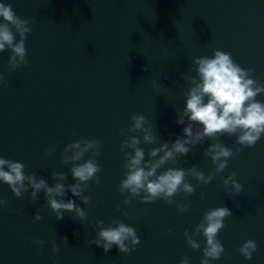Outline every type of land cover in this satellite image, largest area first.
Wrapping results in <instances>:
<instances>
[{
    "label": "water",
    "instance_id": "water-1",
    "mask_svg": "<svg viewBox=\"0 0 264 264\" xmlns=\"http://www.w3.org/2000/svg\"><path fill=\"white\" fill-rule=\"evenodd\" d=\"M0 2L11 3L17 15L33 21L25 40L28 65L10 69V50L0 52V73L5 76L0 84V156L24 163L26 173L43 177L49 185L55 183L52 172H65V184L70 185L75 181L71 165L62 162L63 148L82 138L102 141L95 157L102 169L100 182L89 181L90 189L83 193L90 203L83 204L70 191L63 197L86 209L83 220L75 212H64L57 220L43 191L34 203L30 188L17 198L0 181V199L8 201L6 207L0 206V264H179L185 256L190 264H200L205 239L195 237L201 247L192 249L184 231L191 234L203 214L219 206L229 208L232 215L218 233L225 253L210 264H264V134L253 147L239 152L234 135L219 136L236 155L209 184L186 177L194 193L174 197L188 205L185 212L162 199L123 204L127 193L118 191L126 172L124 151H131L121 150L126 138L121 129L131 126L134 113L146 117L156 139L153 144L141 143L145 159L152 147L175 141L185 126L176 120L192 86L188 77L196 76V57L227 51L264 83V0ZM256 99L264 101V93ZM214 142L207 139L190 146L186 156L158 172L192 165L205 174L214 172L215 164L205 154ZM50 146L55 151L45 156ZM231 172L242 185L238 194L222 181ZM41 208L42 219L36 221L34 214ZM97 220L105 226L113 220L134 226L140 243L129 253L116 246L105 253L102 247L87 244L96 235ZM65 236L67 243L61 240ZM37 239L45 241L42 247L33 242ZM248 239L257 244L250 260L238 251ZM53 243L59 245L58 252H53Z\"/></svg>",
    "mask_w": 264,
    "mask_h": 264
},
{
    "label": "clouds",
    "instance_id": "clouds-1",
    "mask_svg": "<svg viewBox=\"0 0 264 264\" xmlns=\"http://www.w3.org/2000/svg\"><path fill=\"white\" fill-rule=\"evenodd\" d=\"M0 17V52L10 50L7 60L9 68L16 69L21 65H28L25 40L26 34L33 30L30 27L33 21L17 15L11 3L6 2H0ZM16 34L19 35L18 40ZM171 43L170 40L169 44ZM194 63L196 76L188 77L192 86L186 92L183 112L176 120L177 124L185 126L175 141H163L158 147H152L147 153L148 159H145V150L140 146L141 143L153 144L156 139L146 117L134 113L131 116V126L126 130L121 129L126 137L121 141V150L131 149L124 151L126 172L118 187L120 193H127L123 204H131L133 199L145 203L162 199L167 203H176L177 209L185 212L188 205L183 201L176 202L174 197L180 193H194L195 188L186 177L190 176L201 184H209L216 174L222 173L228 167L229 158L236 155L231 147L219 141V136L234 135L235 142L240 145L237 149L239 152L244 148L253 147L264 134V101L256 99L259 94L264 93V83L252 77V70L241 67L234 62L231 53L219 49L215 50L211 57H196ZM4 82L5 76L0 73V84ZM207 139L215 140L205 149V154L210 156L215 164L214 172L205 174L196 165L188 168L169 166L158 172L164 169L166 164H175L177 157L186 156L191 151L190 146L203 144ZM101 146L102 141L99 139L82 138L68 143L63 148L62 162L71 165L70 171L75 181L70 185L65 184V172H52L55 183L49 185L43 177L37 178L34 173H26L24 163L3 156H0V181L6 183L17 198L22 197L30 188V198L34 203L38 201V193L43 191L57 220L64 218V212H75L76 216L83 220L87 217L86 209L75 200L65 201L63 197L70 191L83 204L90 203V197L83 193L90 189L89 181L97 184L100 182L98 174L102 169L95 157L100 155ZM54 151V147L46 148L45 156L52 155ZM87 153L92 155L85 159ZM222 181L225 187L231 185L232 193L241 192L242 185L237 181L235 172L223 177ZM203 195L201 193L202 197ZM7 205L6 199H0V206ZM117 210H120L119 205ZM42 211L41 208L35 212L34 220L42 219ZM123 214L128 216L127 211ZM231 215V210L227 207H214L203 214L191 234L185 229L187 244L192 249L201 247L195 237L203 236L205 239L200 264H210L211 260H218L225 253L218 233L225 227V218ZM96 227L95 237L89 239L87 244L102 247L105 253L113 246L122 253H129L140 243L136 228L121 220H113L108 226L104 225L103 220H97ZM61 240L67 243L66 236L61 237ZM33 242L41 247L45 243L39 239ZM52 249L53 252H58L59 245L53 243ZM238 251L245 259L250 260L257 251V244L255 240L248 239L240 245ZM179 264H190V258L185 256Z\"/></svg>",
    "mask_w": 264,
    "mask_h": 264
}]
</instances>
